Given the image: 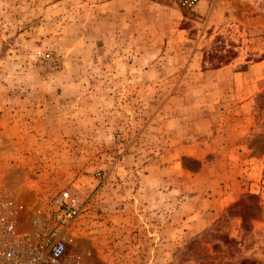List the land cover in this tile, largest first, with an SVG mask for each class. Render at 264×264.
<instances>
[{"label": "rangeland", "instance_id": "1", "mask_svg": "<svg viewBox=\"0 0 264 264\" xmlns=\"http://www.w3.org/2000/svg\"><path fill=\"white\" fill-rule=\"evenodd\" d=\"M62 189L71 264H264V0H0V203Z\"/></svg>", "mask_w": 264, "mask_h": 264}, {"label": "built area", "instance_id": "2", "mask_svg": "<svg viewBox=\"0 0 264 264\" xmlns=\"http://www.w3.org/2000/svg\"><path fill=\"white\" fill-rule=\"evenodd\" d=\"M198 0H183L193 5ZM0 264H71L65 258L66 235L85 210L66 189L55 193L31 226L20 227L17 211L0 203Z\"/></svg>", "mask_w": 264, "mask_h": 264}, {"label": "trees", "instance_id": "3", "mask_svg": "<svg viewBox=\"0 0 264 264\" xmlns=\"http://www.w3.org/2000/svg\"><path fill=\"white\" fill-rule=\"evenodd\" d=\"M227 239V238H226Z\"/></svg>", "mask_w": 264, "mask_h": 264}]
</instances>
